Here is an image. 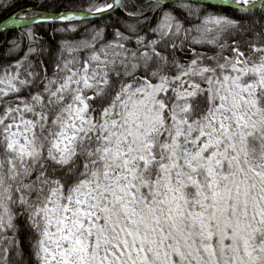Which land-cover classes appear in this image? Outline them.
<instances>
[{
  "label": "snow or ice",
  "instance_id": "obj_1",
  "mask_svg": "<svg viewBox=\"0 0 264 264\" xmlns=\"http://www.w3.org/2000/svg\"><path fill=\"white\" fill-rule=\"evenodd\" d=\"M10 26L0 264H264V0H35Z\"/></svg>",
  "mask_w": 264,
  "mask_h": 264
},
{
  "label": "trees",
  "instance_id": "obj_2",
  "mask_svg": "<svg viewBox=\"0 0 264 264\" xmlns=\"http://www.w3.org/2000/svg\"><path fill=\"white\" fill-rule=\"evenodd\" d=\"M34 2L35 0H14V3L12 4L11 7L0 9V21L7 18L10 14H12L20 6L31 5V4H34ZM105 19H107V17ZM72 23H78V22L73 21ZM92 23L99 24L100 20L94 19ZM41 31L42 33H44L45 38L48 39L49 38L48 33L44 32V29H41ZM15 33H16V29L14 27H9L7 30L0 32V60H3L5 56H7L9 60L16 58L12 55H9L6 51L7 48L10 47V45L7 44V41L13 39ZM78 37H79V32L75 34V37L69 36L68 38L71 39V38H78ZM56 39L59 40L60 36L57 35Z\"/></svg>",
  "mask_w": 264,
  "mask_h": 264
},
{
  "label": "water",
  "instance_id": "obj_3",
  "mask_svg": "<svg viewBox=\"0 0 264 264\" xmlns=\"http://www.w3.org/2000/svg\"><path fill=\"white\" fill-rule=\"evenodd\" d=\"M218 2V0H212V3L213 4H215V3H217ZM6 19V18H5ZM5 19H3V20H5ZM3 20H1L0 22H2ZM11 27V26H10Z\"/></svg>",
  "mask_w": 264,
  "mask_h": 264
}]
</instances>
